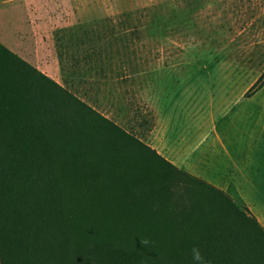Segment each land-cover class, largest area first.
Returning a JSON list of instances; mask_svg holds the SVG:
<instances>
[{"label":"trees","instance_id":"16d2710c","mask_svg":"<svg viewBox=\"0 0 264 264\" xmlns=\"http://www.w3.org/2000/svg\"><path fill=\"white\" fill-rule=\"evenodd\" d=\"M94 30L54 31L62 71ZM0 264H264V227L0 42Z\"/></svg>","mask_w":264,"mask_h":264},{"label":"rangeland","instance_id":"374dc122","mask_svg":"<svg viewBox=\"0 0 264 264\" xmlns=\"http://www.w3.org/2000/svg\"><path fill=\"white\" fill-rule=\"evenodd\" d=\"M71 11L64 28L95 26L88 41L101 49L96 62L62 71L65 86L80 99L147 143L144 129L154 119L150 105L140 95L129 102L126 91L113 100V88L131 79L142 85L145 69L183 70L193 77L181 81L200 86L201 124L214 114L216 130L211 121L206 124L210 138L217 133L230 148L264 154V83L246 94L264 75V0H71ZM88 41L81 42L78 56L90 50ZM64 43V54L77 48ZM124 69L130 77L121 76ZM241 186L220 189L264 227V186Z\"/></svg>","mask_w":264,"mask_h":264},{"label":"crops","instance_id":"0c3cea01","mask_svg":"<svg viewBox=\"0 0 264 264\" xmlns=\"http://www.w3.org/2000/svg\"><path fill=\"white\" fill-rule=\"evenodd\" d=\"M71 12V0H64L63 5L59 0H0V42L65 85L54 31L69 25ZM120 71L121 76H131L128 70ZM140 73L149 79L143 84L147 83L136 85L131 79L126 85L116 84L113 100L119 101L126 91L129 102L140 95L150 105L154 119L144 132L151 147L179 168L219 188L237 189L249 181L255 188L264 186V154L249 155L247 150L230 148L220 134L210 138L205 132L210 121L216 130L214 114L201 124L200 86L194 80H180L193 77L192 72L161 67ZM218 145L221 151L216 150Z\"/></svg>","mask_w":264,"mask_h":264}]
</instances>
